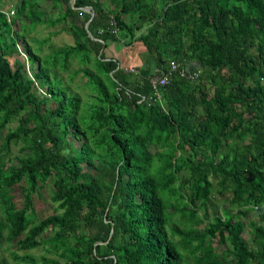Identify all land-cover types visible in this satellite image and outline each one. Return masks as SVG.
Returning <instances> with one entry per match:
<instances>
[{
    "label": "trees",
    "instance_id": "trees-1",
    "mask_svg": "<svg viewBox=\"0 0 264 264\" xmlns=\"http://www.w3.org/2000/svg\"><path fill=\"white\" fill-rule=\"evenodd\" d=\"M9 5L0 264H264V0ZM38 25L60 29L29 38ZM63 31L73 43L53 45ZM171 60L200 74L170 72L158 100L150 78ZM50 178L56 208L37 219L32 195ZM216 196L228 202L221 215L209 213Z\"/></svg>",
    "mask_w": 264,
    "mask_h": 264
},
{
    "label": "rangeland",
    "instance_id": "rangeland-1",
    "mask_svg": "<svg viewBox=\"0 0 264 264\" xmlns=\"http://www.w3.org/2000/svg\"><path fill=\"white\" fill-rule=\"evenodd\" d=\"M38 1H40V0H38ZM13 2H14V0H0V6H5V10L8 11V7L10 6L9 4H11ZM41 6L45 7L43 1H42V5ZM44 10L46 11L47 14H53V13L56 12V10L53 9L50 5L47 6ZM11 17L12 16H10V18ZM13 27H14V25H13ZM59 29H60V25H58V26H56L54 28H45L42 25H38L36 27L35 32L29 34V38L42 39V38L48 36L49 31L59 30ZM50 40H51V43L53 45H55V46H61V45H64V44H72L73 43V37L70 34L64 32V31L59 33L58 35L51 36ZM29 41H30L31 45H35V43L31 42V40H29ZM47 48H48V45L45 44L43 46V51L46 52ZM113 48H115V46H110L109 49L107 50L108 53L111 54V55H114L117 52V50H115ZM19 56H21V58H25L24 57L25 55H24L23 52H20ZM28 74L31 75L30 72H28ZM76 80H77V78H76ZM83 81H85V78L83 79ZM73 84H74V82H73ZM15 125H16V123L10 124L11 127H13ZM6 132H7V128H4L0 132V145L2 143L3 137L6 134ZM19 154H22L19 151V146L18 145H13L12 148H11V155L14 156V155H19ZM13 163H15V161ZM84 169L85 170L86 169L89 170L91 168L89 166H87V165H84ZM52 189H53L52 178H50L43 185H41L39 187V189H38V191L36 193H33V195H32L33 211H34V214H35L37 219H41V218H43V217H45V216H47V215H49V214L54 212V210L56 208V203H54L51 200ZM20 190H21L20 187H16L15 188V192L18 193V196L16 198L17 201H22V199H23V195H22ZM212 204H213L212 206H209V213L210 214H211V209H215L218 212L217 214L221 215L222 211L224 209H226L227 207H229L228 206V202L225 201V199L220 198L218 196H216L213 199V203ZM246 214L247 215L242 218V220L245 223V229H244V231L242 233V236L245 239L249 240L251 233L249 231L248 222L256 220L257 216H256L255 212H253V211H247ZM48 235H50L49 231H45L42 234V236L44 238L48 237ZM5 247H7V245H4L2 248H0V256H6L7 259L10 260L9 252L6 251V250H3V248H5ZM216 247L218 248L219 246L216 244ZM14 248H15V245H12L11 250L14 249ZM29 252L32 255H34L36 258H41V255L44 253V247L40 246V247H37L35 249L30 250ZM19 253H23V252L19 251Z\"/></svg>",
    "mask_w": 264,
    "mask_h": 264
},
{
    "label": "built area",
    "instance_id": "built-area-1",
    "mask_svg": "<svg viewBox=\"0 0 264 264\" xmlns=\"http://www.w3.org/2000/svg\"><path fill=\"white\" fill-rule=\"evenodd\" d=\"M10 15H12L14 13V10H10ZM169 72L166 74H162L159 77H151L150 78V83H151V87H152V97L157 98L158 100L161 99V95H160V91L159 88L161 86H164L165 84L168 83L169 81V73L170 72H177L181 77H186L189 78L191 80H196L200 74L199 69L196 70H191L190 68H184L183 66H181L178 62H175L173 60H171L169 62ZM150 97L149 99L151 100Z\"/></svg>",
    "mask_w": 264,
    "mask_h": 264
},
{
    "label": "crops",
    "instance_id": "crops-1",
    "mask_svg": "<svg viewBox=\"0 0 264 264\" xmlns=\"http://www.w3.org/2000/svg\"><path fill=\"white\" fill-rule=\"evenodd\" d=\"M14 1H16V0H14ZM71 3V2H70ZM49 5H51V4H47L45 1H44V6L45 7H43L44 9L47 7V6H49ZM4 8H5V6H4ZM10 9H15L14 7L13 8H10ZM10 9H8V11L10 10ZM8 11H6L7 13H8Z\"/></svg>",
    "mask_w": 264,
    "mask_h": 264
},
{
    "label": "clouds",
    "instance_id": "clouds-1",
    "mask_svg": "<svg viewBox=\"0 0 264 264\" xmlns=\"http://www.w3.org/2000/svg\"><path fill=\"white\" fill-rule=\"evenodd\" d=\"M10 10H12V9H10ZM9 12H10V11H8V13H7V17H8V18H10V16H13V15H14V13H13L12 15H10Z\"/></svg>",
    "mask_w": 264,
    "mask_h": 264
},
{
    "label": "water",
    "instance_id": "water-1",
    "mask_svg": "<svg viewBox=\"0 0 264 264\" xmlns=\"http://www.w3.org/2000/svg\"><path fill=\"white\" fill-rule=\"evenodd\" d=\"M71 4H73L74 0H70ZM86 11H88V9H85ZM88 24V23H87Z\"/></svg>",
    "mask_w": 264,
    "mask_h": 264
}]
</instances>
